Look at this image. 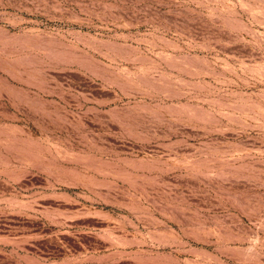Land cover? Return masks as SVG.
Segmentation results:
<instances>
[{
	"label": "rangeland",
	"instance_id": "obj_1",
	"mask_svg": "<svg viewBox=\"0 0 264 264\" xmlns=\"http://www.w3.org/2000/svg\"><path fill=\"white\" fill-rule=\"evenodd\" d=\"M0 264H264V0H0Z\"/></svg>",
	"mask_w": 264,
	"mask_h": 264
}]
</instances>
